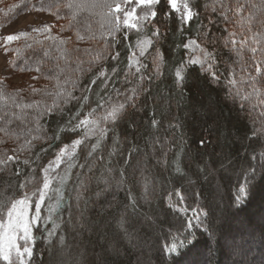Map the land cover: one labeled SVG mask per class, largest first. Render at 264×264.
I'll return each mask as SVG.
<instances>
[{
    "label": "trees",
    "instance_id": "1",
    "mask_svg": "<svg viewBox=\"0 0 264 264\" xmlns=\"http://www.w3.org/2000/svg\"><path fill=\"white\" fill-rule=\"evenodd\" d=\"M53 2L62 5L65 0ZM76 2L86 6L76 10V19L71 24L69 18L73 13L67 8L58 9L60 19L53 14L56 9L42 11L41 13L50 16L51 20L31 24L7 34L27 32L28 36L8 44L7 53L4 48H0L7 55L4 74L0 76V87H3L6 93L0 95V159L5 155L17 158L9 161L6 166L0 165L5 168L4 172H0V193L9 200L20 198L23 192L28 190L20 189V183L31 180L33 183L29 188L42 184L41 168L46 166L49 160L54 159L59 148L81 138V133L68 130L67 120L77 112L83 117L89 107L96 106L95 101L100 100L102 94L107 95L98 87L99 80L97 85H90V81L96 78L101 67L110 75L111 69L117 68L118 75L109 81L108 87L113 100L122 99L116 96L113 88L130 94L129 90L139 83L140 74L135 73L134 69L129 72L127 67L129 57L136 50L137 37L129 30L121 29L116 33L114 47L109 49L112 37L106 35L111 19L107 15L108 10L103 7L87 6L91 0ZM212 2L213 0H191V4L196 6L200 15L187 26L180 22L176 12L163 15L169 11L166 0H162L157 6V17L151 24L146 23L143 35L145 33L150 35L153 25L159 27L164 35L158 42L154 41L153 46L143 57H139L138 52L137 56L147 65V68L142 69L145 75H151L154 70L153 55L157 49L164 57L165 63L162 65L164 75L154 82H144L151 83L150 95L156 97L160 103L153 104L147 95L141 94L138 103L142 110H130L127 119L109 131L107 138L93 156H88L87 153L95 138L81 146L76 161L78 166L72 169V177L63 190L64 201L53 217L60 223L57 237H64L65 243L52 247L47 240H42L38 233H34L37 244L30 264H81L82 259L92 262L101 257L105 264H137L138 257L146 259L147 264H264V171L258 170L255 173V178L248 184L244 200L239 205L235 203L238 187L245 183L244 168L259 163L258 160L251 159L252 152L247 147L254 146L253 140L245 139L251 135L254 126H262L259 120L253 124V118L257 116L258 110L251 115L250 107L242 110L239 101L226 98V86L210 83L209 76L203 74L198 65L186 70L187 78L184 84L186 97L178 107L175 99L173 100L170 115L161 99L176 93L173 86L174 66L181 61H187L190 56L200 55L197 51L183 48V43L196 40L202 47L207 45L217 56L219 71L227 74V66L231 65L236 57L229 48L223 47V38L227 36L225 29L237 31L239 39L243 37L244 29L234 21L240 19L244 23L252 15L264 19V0H241L246 10L239 18L233 16L229 22H225L218 13L211 11ZM19 3L20 0H0V33L21 15L37 12L20 11L18 8L9 11L13 5ZM32 3H38V0H32ZM250 3L258 6L251 12L247 10ZM45 24L53 29L51 35L56 37L55 40L46 39L47 33L32 31L33 28L43 27ZM259 28V24H256L254 30ZM206 30L216 41L215 45H209L207 39L203 37L202 33ZM78 34L83 39L78 38ZM61 40L64 41L63 44L59 43ZM2 42L3 39L0 43ZM86 51L93 56L97 54L103 56L107 52L108 56L106 60L101 59L91 71L81 72L76 67L78 59L80 57L84 60L91 59L84 55ZM115 51L120 53L118 61L111 59V53ZM250 57L251 53L245 52L244 60L247 61ZM37 67L41 71L37 72L35 70ZM83 67L87 69L88 65L84 64ZM88 86L92 88V92L88 93L90 106L81 108L74 101L63 105L65 109L63 113L59 111L45 113V108L53 103H63L62 94L65 91H72L73 95L79 97ZM32 89L36 91L33 92ZM17 105L36 107L20 108ZM162 112L165 114L161 115ZM153 116L161 121L158 133L150 128ZM172 116L179 118L185 125L183 142L177 140L173 143L170 139L173 135H180V129L173 133L167 127ZM207 130H211L215 151H222L231 156L235 163L234 171L227 173L217 171L207 178L197 172V161L207 158L199 145L202 134L207 135ZM54 133L59 135V139H53ZM154 135H158L165 148L171 144V147L167 148L166 158L159 146L155 151L148 147L150 138ZM33 136H39L40 139L34 140ZM117 137L122 141L119 145H116ZM28 141H31V144ZM132 147L140 150L133 157L132 163L139 161L148 170L144 175L148 178V191L153 194L144 198L143 182L138 183L141 181L138 168L135 169L134 175L129 177L125 188L117 189L113 185L101 196H96L95 193L98 188L104 187L103 184L93 181L86 194L87 206L83 208L82 205V209L89 223L94 222L101 227L95 231L74 228L73 225L81 211L76 207L75 200L78 180L90 175L87 168H81L79 165L92 166L95 176L99 177L108 167L109 152L117 153L112 161L113 163L119 161V164H116L119 168ZM208 151H212V148L210 147ZM145 152L147 155H144ZM25 159L29 161L28 165L23 164ZM177 164L193 181L192 183L175 172ZM216 167L219 168L218 163ZM62 170L63 165L57 171ZM17 171L20 172V176L15 175ZM132 171L129 169V172ZM115 175H118V172ZM125 189H130L137 198L138 202L134 209L130 206L131 201ZM177 192L185 197L183 206L189 208L187 214L168 208L170 193L172 201L179 204ZM2 199L0 196V200ZM49 203L55 204V199L45 201L42 217L47 215ZM209 205L214 208L217 217L211 225V233L214 235L194 227L191 230L194 237L190 243L173 257L165 255L163 249L172 243L174 237L183 238L187 234V225L193 210L201 206H205L207 210ZM121 216L127 218L126 226L135 237L133 242H129L127 238L121 239L117 232L116 223ZM45 227L52 228L53 225L51 223L42 225L40 231H44ZM117 246L120 249L119 255L111 254ZM105 250L108 254H105ZM142 253H146V256Z\"/></svg>",
    "mask_w": 264,
    "mask_h": 264
},
{
    "label": "snow or ice",
    "instance_id": "2",
    "mask_svg": "<svg viewBox=\"0 0 264 264\" xmlns=\"http://www.w3.org/2000/svg\"><path fill=\"white\" fill-rule=\"evenodd\" d=\"M162 0H91V3L87 6L89 7H103L108 10L107 15L111 17L109 20V27L106 35L112 37L108 48L111 49L116 43V33L120 32L121 29L136 30L137 33H143L146 28L145 22L147 21L151 24L152 20L157 17V6L160 5ZM169 11L164 12L163 15H171V12H176L179 16L180 22L187 26L191 21L198 18L200 13L196 10V6L190 3V0H182L178 4V0H166ZM131 5V7H128ZM218 5V7H217ZM86 5L82 3H77L76 0H65L61 4L53 2V0H38V3H32V0H20L19 4L13 5L9 11L14 8L20 9V11H47L50 9H56L53 12L57 16V19L61 17L58 15V9L64 7L70 10L73 14L69 18V24L76 19L75 12L78 8H83ZM211 11L213 13H218L220 17L223 18L225 22L232 21V17H240L241 13L246 10L245 4L241 0H213L210 5ZM258 7L254 3H250L247 6V10L251 12L253 8ZM142 9V13L137 15V9ZM211 23V21H209ZM235 24L240 25L244 29V35L241 38H237V31L227 32V36L223 38V47L229 48L232 53H234L236 59L233 63L227 66V74L219 71L217 56L213 51H210L206 46H201L196 40H190L182 44L185 49L194 50L200 53L197 56H190L187 61H181L177 66H174V80L173 86L176 89V93L172 96L162 97L164 106L167 110L172 107V102L175 99L176 106L178 107L183 99L186 97V89L184 87L187 78V69L193 65H198L203 74L209 76V82L216 85L224 84L227 88V97L233 101H239L242 110L249 109V115L257 112V116L253 118V124L255 125L257 120L261 121V127H253L250 136H246L245 139L253 140V145H249L251 149L252 160H258L259 163L256 165H248L244 168L245 173V183L238 187L235 203L239 205L245 198L248 191V184L252 179L255 178V173L260 170L264 171V19L256 18L254 15L250 16L246 22L242 23L240 19L234 21ZM259 24L260 28L254 30L255 25ZM33 32H38L41 34L47 33L46 39L55 40L56 37L52 36L51 33L53 29L45 24L43 27L33 28ZM250 34V35H249ZM164 33L156 25L152 26L150 35L144 34L139 36L136 41V50L132 52L129 57L128 69L131 72L132 69L135 73L139 75V83L136 87H133L128 92L121 91L120 89L113 88L112 91L115 92L117 97L122 99H112V94L108 92L109 81L113 79L114 76L118 75L117 68L113 67L111 69V75L100 68L96 74V78L90 81V85H97L99 80V88L102 93H107V95H101V99L95 101V107H89L86 115L80 117V113L77 112L72 115L67 120L68 130L71 132L81 133V138L75 139L70 145L59 148L56 152L54 159L49 160L46 166L41 168L42 184L38 186H33L32 181L28 180L25 183H20L19 188L25 190L20 198H12L9 200L7 196L0 200V264H30L34 248L37 244L36 235L38 233L42 240H47L52 247H56L57 244L64 245V237H57V229L60 228V223L54 219V214L60 208V205L64 201L63 190L67 186L68 181L72 177V169L77 167L76 161L78 159V150L82 145H85L86 141L95 138V142L91 144L90 150L88 151V156H93L94 153L101 147L103 141L107 138L108 133L111 129L117 128L122 121H125L128 117L129 111H140L142 106L138 103L141 94L147 95L153 104H159L160 101L156 97L150 95L151 83L145 84V81L154 82L164 75V70L162 65L165 63L164 57L161 52L157 49L153 55V72L151 75H145L142 73V69L147 68L146 64H143L139 57H143L150 47L153 46L154 41H159L163 37ZM203 37L207 39L209 45H215L216 41L209 36L208 31L202 33ZM27 32H22L15 35H7L3 37V42L0 43V48H4L5 53H7V45L18 41L21 37H27ZM78 38L83 39L78 34ZM94 38V37H93ZM127 39V36L124 37ZM37 43H40L37 41ZM63 44L64 41H59ZM203 43V40H202ZM31 47V45H29ZM137 52L139 57L137 56ZM245 52L251 53L249 60H244ZM85 56L91 57L89 60H84L80 57L77 61V70L81 72L91 71L97 64H99L101 59L106 60L108 53L106 52L103 56L97 54L95 56L90 52H85ZM120 53L115 51L111 53V59L113 61H118ZM84 64L88 65V68L83 67ZM239 69V71H237ZM23 71V69H21ZM37 72L41 71L39 67L35 69ZM127 78V74H125ZM75 89V85L73 86ZM35 92V89H32ZM92 92L91 86L86 87L79 97L73 95L72 91H65L63 103H53L52 105L45 108V113H54L59 111L63 113L65 111L63 105L70 104L72 102H77L81 108L85 106H90V96L88 93ZM178 93V95H177ZM5 90L0 87V95H5ZM20 108L36 107V105H17ZM165 113H161L164 115ZM207 115V113H204ZM161 121L155 116L150 121V128L156 130L158 133ZM134 126V122H133ZM168 129L175 133L176 129H180V135H173L170 137L173 143L177 140L184 141V123L177 117L172 116L168 120ZM7 131V129H3ZM115 136V133L113 134ZM34 140H39V136H33ZM47 139V137H45ZM53 139H59L57 133L53 134ZM122 141L117 137L116 145H119ZM218 142V138H217ZM31 144V141H28ZM200 149L204 150L205 156L207 158L200 159L196 163V170L198 173L203 175L205 178L207 176L215 174L217 171H222L227 173L235 170V163L231 156L221 152H216L211 140V130H207V135L202 134V138L199 140ZM162 149L163 156L167 157V148L171 147V144L164 147L158 135H154L150 138V143L148 147L153 151L157 148ZM212 151H208L209 148ZM257 149L259 151L257 152ZM139 148L132 147L129 149L128 155L123 161V165L119 168L116 164L119 161L113 163L112 158L117 155L115 151L109 152V164L106 168L105 173H102L99 177L95 176L93 172V167L87 164H81L79 167L87 168L90 175L83 177L78 180V185L76 189V207L81 209L79 216L76 219L74 228H79L81 231H95L101 227L96 223H89L85 212L82 209L86 208L88 200L86 199V194L91 188L93 181L97 184H103V188L96 191V196H101L104 192L109 191L113 185L119 188H125L128 184L129 177L134 175L135 169L140 170L141 181L144 186V198L152 195V192L148 191V178L144 175L147 169L137 161L135 164L132 163L133 157L139 153ZM147 155V152L144 153ZM17 159L14 156L5 155L3 159H0V165H7L9 161H14ZM103 159V157H101ZM29 161L25 159L23 161L24 165H28ZM219 164V168L216 164ZM63 165V170L58 172ZM126 165L127 167H124ZM251 169L250 171L248 169ZM132 169V172H129ZM5 168L0 167V172H4ZM118 172V175L115 173ZM175 172L179 174L182 178L189 179V183H192L191 179L186 176L184 170L178 166L175 167ZM16 176H20V172L15 173ZM128 192L129 200L131 201L130 206L134 209L137 204V198L134 196L130 189H125ZM54 194V195H53ZM176 196L179 200V204L172 201V194L168 196V208L173 211L180 212L182 214H187L189 212L188 207H184L185 197L182 193L177 192ZM35 198V199H34ZM55 199V204L49 203L47 205V215L42 217V208L45 206V201H52ZM34 205V211H33ZM111 207V204L108 205ZM31 213V215H30ZM217 219L214 214V208L209 205L207 210L205 206L193 210L192 216L190 217L187 225V234L180 237H174L172 243L167 245L163 252L168 257H173L177 255L187 243L191 242V238L194 237V233L191 231L192 228L203 229L206 232L211 233V225ZM195 221V223H193ZM49 223L53 225L52 228L45 227L44 231H40L42 225L46 226ZM127 218L121 216V218L116 223L117 232L120 234L121 239L127 238L129 242H133L135 237L127 228ZM214 235V233H211ZM56 237L54 240L53 238ZM119 246L112 250L113 255H119ZM105 254L107 250H105ZM146 256V253H142ZM81 264H105L104 259L101 257L96 261L89 262L87 260L81 261ZM137 264H147L146 259H141L138 257Z\"/></svg>",
    "mask_w": 264,
    "mask_h": 264
},
{
    "label": "rangeland",
    "instance_id": "3",
    "mask_svg": "<svg viewBox=\"0 0 264 264\" xmlns=\"http://www.w3.org/2000/svg\"><path fill=\"white\" fill-rule=\"evenodd\" d=\"M182 0H178V4L181 3ZM132 3H135V0H132ZM191 3V0H190ZM128 7H131V5H129ZM142 9H137V15H140L142 13ZM45 20H51V17L48 15H45L44 13L41 12H27L23 15H21L15 22H13L11 25H9L8 27H6L1 33H0V41L2 40L3 37L7 36V34L24 28L28 25L31 24H37L39 22H43ZM147 23V21L145 22V24ZM146 29V28H145ZM144 29V30H145ZM129 32L133 35H135L137 38L139 36H143V33H137L136 30H129ZM7 61V55L0 49V76H2L3 70H4V66L5 63ZM70 145V144H68ZM34 211V209H33ZM31 215V213H30Z\"/></svg>",
    "mask_w": 264,
    "mask_h": 264
}]
</instances>
